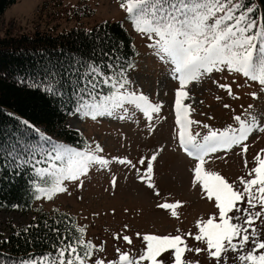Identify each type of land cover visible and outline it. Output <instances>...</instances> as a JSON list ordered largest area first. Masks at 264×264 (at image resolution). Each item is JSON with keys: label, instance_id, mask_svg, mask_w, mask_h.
Segmentation results:
<instances>
[{"label": "snow or ice", "instance_id": "obj_1", "mask_svg": "<svg viewBox=\"0 0 264 264\" xmlns=\"http://www.w3.org/2000/svg\"><path fill=\"white\" fill-rule=\"evenodd\" d=\"M120 7L125 10L135 30L147 37L148 47L154 55L168 65L169 76L178 82L174 90L178 146L187 157L193 158L192 186L199 187L216 209L215 214L196 221L198 232L194 236L195 241L206 245L203 251L210 258H217L218 264L220 261L226 264L229 252L232 253L233 264H264V233H260L253 223L256 219H264V149L256 155L255 167L249 170L248 177H239L238 183H230L219 171L206 167V158H211V154L218 151L226 152L233 146H241L242 150H246L247 145L243 142L257 127L258 117L252 115L249 121L236 115L234 119L238 121V127L229 124L223 129H211L204 125L209 130L201 136L191 128L193 124L198 126L201 122L189 117V106L183 102L188 96L186 86L189 82L225 68L264 86V12L260 16L256 15V0H121ZM116 50L114 47L113 53ZM108 55L101 49V58L97 61L94 49L91 58H71L67 70V83L71 88L67 104L75 106L74 114H83L93 119L98 115L111 116L116 110L127 112L129 109L125 105H134L152 119V113H158L161 104L150 102L147 95L129 89L128 70L134 64L131 61L119 63V57H114L115 63L110 62L105 59ZM46 79L50 82L45 85V91L59 99L61 107H65L64 92L61 90L63 83L55 81L51 73ZM51 81H55L57 86L54 87ZM104 86H108L107 89ZM221 87L228 89L231 94L230 85L224 84ZM251 95L256 96V93ZM17 120L25 131L40 135L38 143H47L50 147V150H45L49 161L58 162L48 163L44 168L34 166L39 176L47 173L52 178L49 186L36 188V192L44 198L50 199L54 193L65 191L62 181L78 182L95 164L105 167L109 163L103 155L97 154L100 151L98 144L94 149L83 150L53 144L50 137L31 126L29 121L20 120L19 117ZM20 139L23 137L17 138V142L12 144L13 151L4 157L9 167L13 166L9 157L19 155L17 148ZM155 159L154 153L151 158H141L139 161L140 164H146V168L145 173L138 175L137 179L146 181L151 189L156 188L152 180ZM120 162L132 165L130 160ZM22 163L27 164L29 161L22 160ZM43 183H47V177ZM111 185L116 186L115 177ZM156 194H159L158 190ZM241 201L246 202L247 207H241L238 204ZM180 203L178 200L175 203L164 202L156 207L171 209V215L176 217L178 214L175 209ZM257 206L259 210L254 211ZM124 227L127 228V225ZM52 231L59 233L57 228H52ZM84 231L83 227L74 229L80 235L69 242L57 235L62 246L53 245L55 255L45 253L48 260L42 257L37 261L29 257L20 264H89L88 258L93 257L94 246L90 240L86 242L83 239ZM187 235L191 234H143L142 240L146 247L135 259V264H168L169 260L171 264H198V261L185 258L186 250L196 253L202 251L200 247L187 248ZM123 240L131 243L128 235H124ZM256 250H260L258 254ZM117 252L119 262L133 264L129 252H120L119 249ZM94 264H117V261L95 259Z\"/></svg>", "mask_w": 264, "mask_h": 264}, {"label": "rangeland", "instance_id": "obj_2", "mask_svg": "<svg viewBox=\"0 0 264 264\" xmlns=\"http://www.w3.org/2000/svg\"><path fill=\"white\" fill-rule=\"evenodd\" d=\"M56 1L16 0L0 15V36L7 32L16 34L52 27L57 21L49 19L44 14L45 9H38L44 3L50 5ZM61 1L63 5H75L83 0ZM84 1L95 9V13L83 22L84 26L106 18L117 19L133 34L138 54L132 62L134 67L128 70V87L147 95L150 102L160 103L161 109L158 113H152V119L134 105H125L129 109L127 112L116 110L111 116L98 115L95 119L75 112L69 115L68 126L84 137L79 149H94L98 144L100 151L97 154L103 155L109 161L108 165L101 167L95 164L78 182L62 181L66 190L54 193L50 199L37 193L36 197L40 198L35 197L28 210H1L0 239L8 235L11 227L20 228L28 224L38 210L56 209L74 215L80 227L86 230L94 246L93 257L88 258L89 264H94L95 259L122 264L117 249L129 252L135 264V259L146 247L142 240L145 233L191 234L185 237L187 248L200 247L202 251L196 253L186 250L185 258L198 261V264H218L217 258H210L203 251L206 245L194 239L198 232L196 221L215 214L216 209L199 187L192 186L193 158L187 157L178 146L174 95L178 82L169 76L168 65L162 63L148 47L147 37L138 33L131 22L125 19L127 14L117 0ZM71 23L62 19L58 28H68ZM224 84L230 85L231 94L228 89L221 87ZM186 90L188 96L183 102L189 106V117L201 122L198 126L193 124L191 128L201 136L209 128L223 129L229 124L238 127V121L234 119L236 115L249 121L252 115L258 117L257 127L243 142L247 145L246 150H242L241 146H233L226 152L218 151L211 154V158H206V167L219 171L230 183H238L239 177L247 178L249 170L255 167L256 155L264 149V87L241 73L225 68L189 82ZM253 92L256 96L251 95ZM249 105L252 107L249 108ZM154 153L156 159L153 161L152 180L156 188L151 189L146 181L138 180L137 176L143 175L146 168V164L139 163L140 159L147 160ZM124 159L132 161V165L121 163ZM113 177L116 178L115 187L111 185ZM177 200L181 203L175 209L178 214L176 217L171 215V209L156 207ZM238 204L247 207L244 201ZM253 210L258 211L259 206ZM253 223L260 233H264V219H256ZM248 231L251 232V228ZM124 235L130 237L131 243L123 240ZM259 251L256 250V254ZM40 258L34 260L39 261ZM43 258L47 260L45 256ZM168 264H171L170 260ZM219 264L224 262L220 261ZM226 264H233L232 259Z\"/></svg>", "mask_w": 264, "mask_h": 264}, {"label": "trees", "instance_id": "obj_3", "mask_svg": "<svg viewBox=\"0 0 264 264\" xmlns=\"http://www.w3.org/2000/svg\"><path fill=\"white\" fill-rule=\"evenodd\" d=\"M15 1L0 0V15ZM256 2V15L260 16L264 12V0ZM117 3L120 5L121 0ZM42 10L49 19L57 21L55 25L16 34L7 32L0 36V211L30 209L38 193L36 188L49 185L51 180L47 173L39 176L34 166L44 168L48 163H56L49 161L45 152L50 150L49 145L38 143L40 135L25 131L17 117L29 121L31 126L50 137L53 144L82 147L84 137L70 128L67 122L75 110L74 105L67 104L71 91L67 70L71 58H91L95 49V58L99 61L102 49L109 54L106 60L115 63L114 57H119V63L126 64L137 53L134 36L121 20L106 18L84 26L85 19L95 13L94 7L84 0L75 5H63L61 0L50 5L44 3L38 9ZM62 19L72 22L71 26L58 28ZM125 19L128 20L127 15ZM114 47L117 50L113 53ZM50 73L54 74L55 81L64 85L61 90L65 107L45 91V85L50 82L46 77ZM55 81H51L54 87L57 86ZM107 87L104 86L105 89ZM18 137H23L18 142L19 155L9 157L13 161V166L9 167L4 157L13 151L12 144ZM22 160L29 163H22ZM46 177L47 183H43ZM34 215L28 224L20 228L11 227L8 235L0 239V264H19L29 257H43L45 253L54 256L53 245L62 246L57 235L65 242L80 235L74 232L80 227L75 216L66 211L38 210ZM30 225L35 227L29 228ZM25 228L28 230L23 231ZM52 228L59 229V233L53 232ZM82 235L86 242L89 241L86 230ZM230 259L232 253L229 252L227 261Z\"/></svg>", "mask_w": 264, "mask_h": 264}]
</instances>
